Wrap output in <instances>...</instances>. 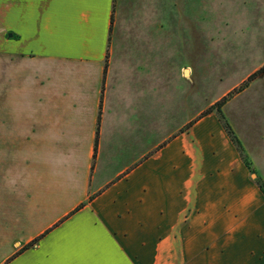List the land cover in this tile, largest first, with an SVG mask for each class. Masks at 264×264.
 I'll list each match as a JSON object with an SVG mask.
<instances>
[{"label": "crops", "instance_id": "crops-1", "mask_svg": "<svg viewBox=\"0 0 264 264\" xmlns=\"http://www.w3.org/2000/svg\"><path fill=\"white\" fill-rule=\"evenodd\" d=\"M134 2L0 0V153H25L0 162V264H264V196L216 116L163 137L168 18Z\"/></svg>", "mask_w": 264, "mask_h": 264}, {"label": "rangeland", "instance_id": "rangeland-1", "mask_svg": "<svg viewBox=\"0 0 264 264\" xmlns=\"http://www.w3.org/2000/svg\"><path fill=\"white\" fill-rule=\"evenodd\" d=\"M161 1V17L168 18L167 22L163 20L162 29V52L166 54L163 137L181 131L210 111L264 193V0ZM125 2L129 12L135 2ZM174 2L179 9L174 8ZM186 4L188 7L182 8ZM175 39L176 45L172 44ZM173 51L177 59L169 62L167 55ZM165 70L172 72L166 74ZM2 82L6 88L7 82ZM7 92L3 98L8 97ZM18 103L10 114L14 119L23 111V101ZM9 110V106L1 108L2 118L9 117ZM4 130L2 124L0 131ZM3 142L0 139V148ZM15 148L10 155L2 151L0 162L25 163V153L17 154Z\"/></svg>", "mask_w": 264, "mask_h": 264}, {"label": "trees", "instance_id": "trees-1", "mask_svg": "<svg viewBox=\"0 0 264 264\" xmlns=\"http://www.w3.org/2000/svg\"><path fill=\"white\" fill-rule=\"evenodd\" d=\"M260 71H262V69L260 70ZM255 75H257V73L256 74H254V75H252L250 78H253ZM211 112L210 111H207V112H205L201 117L199 116L198 117V119H200V118H202V117H204L205 115H208V114H210ZM198 119H195L194 121H196V120H198ZM191 125V123H189L185 128L187 129L189 126ZM184 131V130H183ZM182 132V131H181ZM238 151V150H237ZM243 161V160H242ZM243 163H244V161H243ZM245 164V163H244ZM245 166L247 167V169H248V166L245 164ZM258 186V185H257ZM259 188V187H258ZM260 189V188H259ZM261 191V190H260ZM261 193L262 194H264L262 191H261ZM36 242V240L35 241H33L32 243H30V244H28L25 248H28V247H30L31 245H33L34 243Z\"/></svg>", "mask_w": 264, "mask_h": 264}, {"label": "water", "instance_id": "water-1", "mask_svg": "<svg viewBox=\"0 0 264 264\" xmlns=\"http://www.w3.org/2000/svg\"><path fill=\"white\" fill-rule=\"evenodd\" d=\"M252 178H254L255 176L254 175H251Z\"/></svg>", "mask_w": 264, "mask_h": 264}]
</instances>
